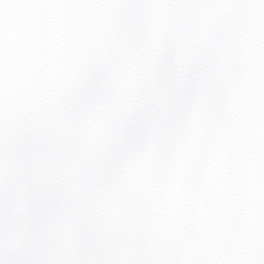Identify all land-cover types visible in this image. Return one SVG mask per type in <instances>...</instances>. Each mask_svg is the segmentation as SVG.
I'll return each instance as SVG.
<instances>
[{
	"label": "snow or ice",
	"instance_id": "6c2138e0",
	"mask_svg": "<svg viewBox=\"0 0 264 264\" xmlns=\"http://www.w3.org/2000/svg\"><path fill=\"white\" fill-rule=\"evenodd\" d=\"M0 264H264V0H0Z\"/></svg>",
	"mask_w": 264,
	"mask_h": 264
}]
</instances>
